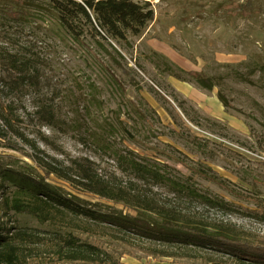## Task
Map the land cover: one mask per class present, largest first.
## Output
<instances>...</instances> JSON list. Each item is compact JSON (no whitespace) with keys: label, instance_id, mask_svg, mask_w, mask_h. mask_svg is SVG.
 Masks as SVG:
<instances>
[{"label":"rangeland","instance_id":"1","mask_svg":"<svg viewBox=\"0 0 264 264\" xmlns=\"http://www.w3.org/2000/svg\"><path fill=\"white\" fill-rule=\"evenodd\" d=\"M38 1L15 19L5 11L20 9L0 0V172L45 177L41 164L50 163L76 178L81 166L134 200L264 242V0H137L150 2L155 18L128 45L110 42L124 59L104 40L75 42ZM29 75L38 77L31 85ZM10 140L24 151L7 148ZM133 161L163 180H142ZM47 181L94 211L135 216L55 174ZM175 182L221 204L190 198ZM13 191L0 178V229L37 235L19 243L18 264H85L65 262L67 232L99 247L105 264H242L68 213L55 212L61 229L43 225L9 211Z\"/></svg>","mask_w":264,"mask_h":264},{"label":"trees","instance_id":"2","mask_svg":"<svg viewBox=\"0 0 264 264\" xmlns=\"http://www.w3.org/2000/svg\"><path fill=\"white\" fill-rule=\"evenodd\" d=\"M1 1L8 2L12 7L20 9L13 11L11 7H7L6 14L15 19H21L23 15L27 14L29 8L39 4L38 0ZM46 1L59 21L62 30L79 44L94 40L100 45V40H104L111 46V41L126 46L130 42L129 35H142L149 23L155 18L154 9L151 3L147 1ZM115 50L124 59L123 55L117 49ZM190 76L201 87L208 90L214 89V83L204 73L192 72ZM37 78L36 75H29V79L25 81L31 85V80ZM39 109L45 110V119L42 120L52 127L56 115L51 112L49 106L45 105ZM0 139H6V132L3 129L0 130ZM7 142V148L20 152L24 151L18 142L11 140ZM41 166L46 172L45 177L14 168H6L0 172V178L8 182L14 189L12 197L5 199L6 206L13 214L31 217L43 225L61 229L60 223L55 219V212L68 213L114 226L141 238L181 246L211 249L226 254L242 264H264V242L262 241H253L236 231H214L205 225H199L183 218L173 211H167L165 207L157 205L152 200L147 201L141 197H136L134 200L131 198L132 196L126 195L121 189L113 188L109 182L89 174L81 166H79L80 173L76 175V178L69 171L67 172L64 168H56L53 164L44 163ZM131 166L138 173L145 174L143 176L138 175L142 180H147L150 178L149 176L153 177L152 180H163V175L151 171L148 166L135 161L131 163ZM54 174L73 186H82L87 191L124 205L133 211L135 216L129 214L109 215L94 211L87 205H82L76 197L47 181ZM174 188H179V192H187L190 198L204 201L207 204H221L220 201L199 194L183 183L175 182ZM262 216L264 217V214ZM0 232H2L0 233V264H18L21 259L19 243L28 240L34 243L32 238L37 236L25 231L23 233L17 232L9 237L6 234H12L11 229H0ZM64 239L69 246V257L65 259V262L77 263L82 261L85 264H105L107 262L99 247L89 241L82 240L75 233L67 232Z\"/></svg>","mask_w":264,"mask_h":264}]
</instances>
